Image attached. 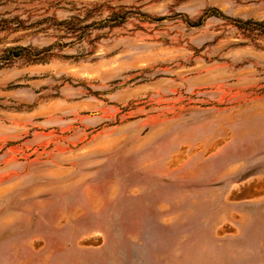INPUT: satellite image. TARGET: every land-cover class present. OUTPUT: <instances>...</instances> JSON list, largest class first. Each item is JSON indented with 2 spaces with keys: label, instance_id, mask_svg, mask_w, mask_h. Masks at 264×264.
<instances>
[{
  "label": "rangeland",
  "instance_id": "374dc122",
  "mask_svg": "<svg viewBox=\"0 0 264 264\" xmlns=\"http://www.w3.org/2000/svg\"><path fill=\"white\" fill-rule=\"evenodd\" d=\"M237 20L264 0H0V55L39 58L0 68V264H264V34Z\"/></svg>",
  "mask_w": 264,
  "mask_h": 264
},
{
  "label": "trees",
  "instance_id": "16d2710c",
  "mask_svg": "<svg viewBox=\"0 0 264 264\" xmlns=\"http://www.w3.org/2000/svg\"><path fill=\"white\" fill-rule=\"evenodd\" d=\"M214 14V12H210L208 15ZM125 17V13L117 14L113 13L108 19L115 20L116 24H120L123 22ZM235 26L243 31H246L249 34L254 33V31L258 30L257 34H264V21H252V20H237L235 22ZM38 52H33L24 47L17 48H6L3 50V53L0 55V68L9 65L15 58H26L30 61H34L38 58Z\"/></svg>",
  "mask_w": 264,
  "mask_h": 264
}]
</instances>
